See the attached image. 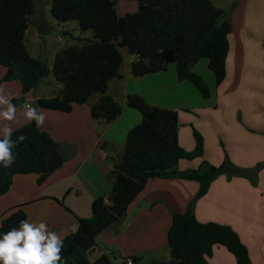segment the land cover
<instances>
[{"label": "crops", "instance_id": "crops-1", "mask_svg": "<svg viewBox=\"0 0 264 264\" xmlns=\"http://www.w3.org/2000/svg\"><path fill=\"white\" fill-rule=\"evenodd\" d=\"M214 1L216 3H214ZM225 12L231 25L225 76L215 84L208 60L201 58L192 70L206 83L208 97L201 96L188 80H178L174 65L165 70L136 76L131 72L135 55L120 47L122 63L119 75L108 82L107 92L121 105V113L105 123L91 117L89 107L100 94L74 104L70 112L41 108L38 97H51L56 91H21L18 80L2 81L0 89L12 98H23L45 121L40 129L59 144L63 163L41 183L36 174H15L10 188L0 195V219L9 209H21L30 223L43 221L49 231L61 237L74 232L79 218L91 215V202L107 195L112 187L107 173L122 151L127 132L139 123L140 112L127 105L126 96L136 94L147 104L178 113V143L190 150L193 130L203 140V153L187 162L177 163L179 170L194 168L200 160L213 165L226 154L241 169L264 161V0H211ZM121 16L137 10V0H116ZM90 38V37H84ZM54 55V54H53ZM5 68L0 65V77ZM17 118H21L17 107ZM25 124L14 123L15 129ZM243 173V172H242ZM246 175V174H245ZM264 170L255 177L218 175L206 192L193 204L200 222L229 226L245 246L251 264H264ZM198 182L180 177L148 179L141 192L129 203L121 220L95 237L96 245L88 260L106 255L112 264H121L130 256L138 264H166L171 259L166 233L173 213L185 211L198 190ZM209 264H237L221 244H214L207 255Z\"/></svg>", "mask_w": 264, "mask_h": 264}, {"label": "trees", "instance_id": "trees-1", "mask_svg": "<svg viewBox=\"0 0 264 264\" xmlns=\"http://www.w3.org/2000/svg\"><path fill=\"white\" fill-rule=\"evenodd\" d=\"M137 1L136 11L119 16L116 0H50L49 11L55 20H77L82 30L91 29L92 37L80 38L77 44L54 53L51 71L61 87L51 97L36 98L38 107L70 112L74 104L85 103L98 92L99 98L89 107L91 117L105 123L115 119L122 108L107 93V87L109 80L119 75L120 47L135 55L131 63L134 75L162 71L172 63L178 80H188L202 97H208L206 83L192 66L205 58L215 84L223 80L231 30L223 9L211 0ZM32 12V0H0V65L5 68L0 83L18 80L22 93L34 89L49 72L44 60L29 54L24 41ZM126 102L140 112L141 119L127 132L123 149L107 173L110 192L95 198L90 217L79 218L76 231L62 237L60 264H112L104 254L90 262L88 250L96 245L98 233L121 220L147 180L156 177H180L199 184L185 211L172 214L166 233L169 255L177 264H209L206 257L214 244L223 245L237 264H251L245 246L229 226L200 222L193 214L194 201L213 179L221 174L227 178L246 176L242 169L226 154L218 165L202 160L194 168L177 169L180 160L202 155L201 135L193 130L194 146L186 150L178 143L176 110L149 105L136 94H128ZM12 103L20 107L23 98H12ZM20 134L26 139L13 149L15 163L9 168L0 165V195L10 188L15 174H36V182L41 184L65 160L59 144L34 121L15 128L12 138ZM20 220H26L23 210H6L0 219V234L19 227Z\"/></svg>", "mask_w": 264, "mask_h": 264}, {"label": "clouds", "instance_id": "clouds-1", "mask_svg": "<svg viewBox=\"0 0 264 264\" xmlns=\"http://www.w3.org/2000/svg\"><path fill=\"white\" fill-rule=\"evenodd\" d=\"M17 111L12 97L0 89V165L4 168L15 163L13 149L26 139L24 134H20L14 140L12 125L34 121L40 128L45 121L43 111H38L29 103L20 106V119L17 118ZM73 231L76 229L73 228ZM0 235V264H60L62 260L63 239L57 232L49 231L43 221L30 223L20 220L19 227H12Z\"/></svg>", "mask_w": 264, "mask_h": 264}, {"label": "rangeland", "instance_id": "rangeland-1", "mask_svg": "<svg viewBox=\"0 0 264 264\" xmlns=\"http://www.w3.org/2000/svg\"><path fill=\"white\" fill-rule=\"evenodd\" d=\"M214 3L216 2L214 1ZM32 4L33 12L28 17L29 25L25 31L24 41L29 54L32 57L44 60L49 69L48 74L41 78L36 90H44L46 92L56 91L55 85L57 84V81L54 79L51 71L53 54L66 45L77 44L80 38H91L92 31L91 29L82 30L79 27L77 20L74 19L67 21L55 20L49 11L50 0H32ZM115 7H117L116 3ZM168 65L173 64L169 63ZM94 94L99 93L94 92ZM201 161L202 160L196 163V166H198ZM181 162L187 161L182 160ZM177 169H179L178 166ZM263 170L264 167L256 174L246 175L249 178H254L255 175H258ZM262 189L264 192L263 187Z\"/></svg>", "mask_w": 264, "mask_h": 264}, {"label": "water", "instance_id": "water-1", "mask_svg": "<svg viewBox=\"0 0 264 264\" xmlns=\"http://www.w3.org/2000/svg\"><path fill=\"white\" fill-rule=\"evenodd\" d=\"M264 167V161L257 163L256 165L252 166V167H248V168H244L242 170V172L244 174L250 175V174H256L261 168ZM93 250V248H91L90 250H88L87 253H90ZM166 264H177V260L174 258H171L168 260V262Z\"/></svg>", "mask_w": 264, "mask_h": 264}, {"label": "built area", "instance_id": "built-area-1", "mask_svg": "<svg viewBox=\"0 0 264 264\" xmlns=\"http://www.w3.org/2000/svg\"><path fill=\"white\" fill-rule=\"evenodd\" d=\"M262 182L264 184V178L262 179ZM121 264H138L137 261L134 260V257H124Z\"/></svg>", "mask_w": 264, "mask_h": 264}]
</instances>
